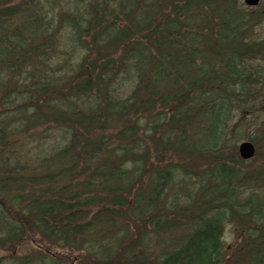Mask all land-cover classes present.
I'll use <instances>...</instances> for the list:
<instances>
[{
    "label": "trees",
    "instance_id": "16d2710c",
    "mask_svg": "<svg viewBox=\"0 0 264 264\" xmlns=\"http://www.w3.org/2000/svg\"><path fill=\"white\" fill-rule=\"evenodd\" d=\"M248 12L242 0H0V96L12 88L0 98V249L42 236L95 264H264V164L225 155L254 98L245 63L263 55ZM51 129L59 138L33 158L13 149ZM184 221L155 260L122 246ZM228 225L243 234L230 257Z\"/></svg>",
    "mask_w": 264,
    "mask_h": 264
},
{
    "label": "rangeland",
    "instance_id": "374dc122",
    "mask_svg": "<svg viewBox=\"0 0 264 264\" xmlns=\"http://www.w3.org/2000/svg\"><path fill=\"white\" fill-rule=\"evenodd\" d=\"M18 1L27 0H14V2ZM248 10H250L248 13L251 16V24H253L251 28V40L255 42H261L262 45H264V0H261L257 7H249ZM60 32L63 33V30ZM62 45L63 44H61L59 47ZM261 52L263 53L261 57H254V59L245 63L246 69L255 72L256 74V79L253 81L254 85H250V87H252V92L254 91V98L251 100V102L249 101L248 110L245 111L242 116L243 121L246 123L243 132L245 134V138L237 143L236 150L233 149V151L225 154L226 156H229L236 153L237 156H239L238 145L243 141L252 143L255 147V155L253 158L246 161L247 168H255L264 164V47H262ZM56 61L57 60L47 62V65L54 67ZM254 87L257 90H253ZM10 88V85L6 86V89H3L4 91L2 92L0 98L3 95H7V90ZM10 101H12V99ZM49 128L55 127L49 126ZM31 133H34L33 129L31 130ZM28 136L18 140L20 144H12L15 152H17L18 155H21L25 161L28 158H33L37 154L36 150L39 148L42 147V150H47L48 148L45 146H48L49 143L56 138L58 139L59 132L55 129H51L48 132V140L46 141L45 139H41L40 141L35 142ZM11 141L15 142V139ZM4 152L7 153L6 150ZM20 173L24 176L28 175V171L26 170L20 171ZM118 221L119 220H116V223ZM190 226V224L184 221L181 223L180 228L176 230L175 233L171 232L167 235H163L162 233L155 235L151 233L143 240L138 239V236L136 235L137 230L135 229L130 237L133 239L130 242H125L122 244V246H129V248L137 247L135 248V254L138 255L140 252H148L150 258L155 260L165 252L174 251L177 247L178 239L186 234V230L189 229ZM130 231H132V229H130ZM242 235L243 234L237 232L232 227V225H228L225 228L222 243L224 248L223 254L226 255V257L231 256L233 250L242 238ZM121 249V245L118 244L117 251H120ZM66 256L69 258L68 263L70 264H95L86 254L66 252L64 249H60V247L50 246L42 236H37L32 242H26L23 245H19L14 251L0 249V264H10V260L13 257L18 259L28 258V261L31 260V262L35 258H46L48 260L49 257H53L54 259L65 263L64 258H66Z\"/></svg>",
    "mask_w": 264,
    "mask_h": 264
},
{
    "label": "water",
    "instance_id": "95a60500",
    "mask_svg": "<svg viewBox=\"0 0 264 264\" xmlns=\"http://www.w3.org/2000/svg\"><path fill=\"white\" fill-rule=\"evenodd\" d=\"M261 0H243L247 7H257ZM238 154L243 160H250L255 155V148L250 142H242L238 146Z\"/></svg>",
    "mask_w": 264,
    "mask_h": 264
}]
</instances>
